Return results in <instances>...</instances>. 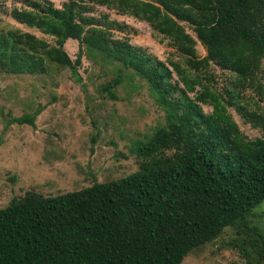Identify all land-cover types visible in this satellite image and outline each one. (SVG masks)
Here are the masks:
<instances>
[{"label": "trees", "instance_id": "16d2710c", "mask_svg": "<svg viewBox=\"0 0 264 264\" xmlns=\"http://www.w3.org/2000/svg\"><path fill=\"white\" fill-rule=\"evenodd\" d=\"M16 1L8 15L52 41L0 29V71L43 73L47 61L75 75L84 48L142 80L164 124L134 140L137 169L123 177L11 198L0 208V264H180L222 228L243 225L264 199V137L246 138L227 107L251 126H264V112L249 110L241 93L250 87L264 99V0H60L59 7ZM94 6L146 22L177 59H157L113 37L111 29L126 26L106 13L93 15ZM66 39L77 42L73 60L62 48ZM211 63L230 75L220 91L208 84ZM120 80L117 73L101 90L114 98L111 88ZM33 116L10 120L31 125ZM246 229L264 258V237L254 226ZM244 242L239 248L249 257Z\"/></svg>", "mask_w": 264, "mask_h": 264}, {"label": "rangeland", "instance_id": "374dc122", "mask_svg": "<svg viewBox=\"0 0 264 264\" xmlns=\"http://www.w3.org/2000/svg\"><path fill=\"white\" fill-rule=\"evenodd\" d=\"M50 1L60 6V0ZM13 6L19 3L0 0V29L15 28L52 41L49 35L15 22L8 15ZM98 13L126 26L121 31L111 29L113 37L126 38L157 59H177L167 39L146 22L94 6L93 15ZM185 30L192 34L187 26ZM62 48L71 60L75 58L76 40L66 39ZM83 49L75 75L68 67L47 61L43 73L0 71V208L27 190L55 195L135 171L134 140L164 124L163 111L142 80L118 63L91 57ZM195 50L198 57L205 54L198 42ZM207 71L212 74L208 84L220 91L230 75L212 63ZM117 73L121 80L111 88L114 98H109L101 85ZM241 93L249 110L264 112V99L254 89L246 87ZM201 108L210 112L206 104ZM227 112L246 138L264 137V126H251L232 107ZM23 114L34 115L31 125L11 122V117ZM249 226L264 237V199L246 215L243 225L222 228L214 238L192 248L180 264H264L259 250H254L259 242L246 229ZM242 239L249 257L239 248Z\"/></svg>", "mask_w": 264, "mask_h": 264}]
</instances>
